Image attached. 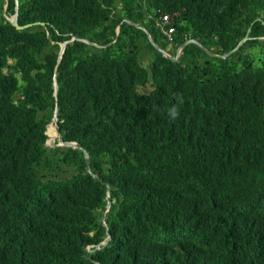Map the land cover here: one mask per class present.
<instances>
[{"label":"trees","instance_id":"trees-1","mask_svg":"<svg viewBox=\"0 0 264 264\" xmlns=\"http://www.w3.org/2000/svg\"><path fill=\"white\" fill-rule=\"evenodd\" d=\"M5 4L0 264H264V0H20L19 25L46 23L22 31ZM125 18L173 56L187 40L205 49L190 43L173 62L128 23L106 48L68 44L61 139L87 149L102 183L83 151L46 145L54 70L72 35L107 45ZM246 36L225 59L206 51L223 56Z\"/></svg>","mask_w":264,"mask_h":264},{"label":"water","instance_id":"water-1","mask_svg":"<svg viewBox=\"0 0 264 264\" xmlns=\"http://www.w3.org/2000/svg\"><path fill=\"white\" fill-rule=\"evenodd\" d=\"M7 1V0H5ZM15 2V7H16V13L14 15V18L12 20V25L14 27H16L17 30H25L27 28H30V27H33L35 25H42L44 26L45 23L44 22H35V23H29V24H26V25H19L18 23V10H19V6H20V2L19 0H14ZM124 22V21H123ZM133 26L137 27V28H140L142 29L146 34H147V37L149 39V41L151 42V44L156 48V50H158L160 53H162V55L164 57H166L167 59L173 61V62H177L181 55H182V52H183V49L190 43H198L199 45H201L199 42L195 41V40H187L185 41L177 50L176 52V55L173 56L171 55L170 53H168L167 51H165L160 45H158L152 37H150V34L148 32L147 29H145L143 26L141 25H137V24H133L131 23ZM250 31V30H249ZM248 31V32H249ZM119 35H120V26L118 27L117 29V35H116V38L115 40L112 42V43H109L107 44L106 46H102V45H99V44H96L94 42H91L89 40H86V39H79L75 36H73L69 41H65L62 45H61V48H60V51H59V54H58V58H57V64H56V67H55V70H54V78H53V85H54V95H55V103H56V106H55V111H54V117H53V122L56 126V132H57V136L60 138L61 137V133H60V128L57 126L58 125V92H59V85L57 83V72H58V69L63 61V56L65 54V51H66V48L68 46V44H74L75 41H84L86 43H88L89 45L91 46H94V47H97V48H104V47H108L110 45H112L113 43H116L118 38H119ZM248 40V36H246L243 40L240 41V43L238 44L237 47H235L234 49H232L230 52L226 53L225 55L223 56H220V55H216L208 50H206L210 56L212 57H221L223 59L231 56L235 51H237L238 49H240V47L243 45V43L245 41ZM202 46V45H201ZM203 47V46H202ZM204 48V47H203ZM205 49V48H204ZM50 140V138L48 139ZM51 145H49L50 147H60V148H75V149H79L81 151L84 152V158H85V163H86V168H87V171L96 179V180H100V178L98 177L97 174L93 173L92 170H91V167H90V155L87 151V149L80 143L78 142H60L58 144H53V142H50ZM102 183H105L103 182L102 180H100ZM112 204H113V201L111 199V196H110V188L107 187V205L104 209V211L102 212V222L104 224V226L107 228V224H106V215L107 213L110 211L111 207H112ZM107 241L106 242H103V246H106L109 242V240L111 239V233L109 232V230L107 229ZM97 246L96 250H99L100 249V246ZM92 250L91 248H87L85 250V253L83 254V257L90 260V261H94L92 258L88 257V253H91ZM96 264H100L98 262H96Z\"/></svg>","mask_w":264,"mask_h":264},{"label":"clouds","instance_id":"clouds-1","mask_svg":"<svg viewBox=\"0 0 264 264\" xmlns=\"http://www.w3.org/2000/svg\"><path fill=\"white\" fill-rule=\"evenodd\" d=\"M8 1L9 0H7V1H5V8H4V13L6 12V10H7V6H8ZM19 2H20V0H19ZM120 8H121V6H120ZM157 11V13L159 14L160 13V11L159 10H156ZM155 11V12H156ZM152 16H153V14H151L150 16H148V18H152ZM164 16H167L168 18H169V15H163V16H159V19H157L156 20V24H157V26H159V27H161V29H162V31H163V33L166 35V33L170 30V29H173V31H172V34H174L175 33V28L174 27H172V26H169V27H166V25L169 23V21H170V18H169V20L166 22V23H163V17ZM13 18L14 17H12V20H13ZM10 22H12L11 20H10ZM45 23V22H44ZM123 23H128V24H131L130 22H121L119 25H118V27L120 26V30H121V24H123ZM12 24V23H11ZM132 25V24H131ZM35 26H42V25H35ZM46 26V23H45V25L43 26V27H45ZM34 27V26H33ZM118 27H117V29H118ZM135 27V26H134ZM143 27H144V25H143ZM31 28V27H30ZM145 28V27H144ZM140 29V28H139ZM146 29V28H145ZM142 30V29H141ZM149 32V31H148ZM149 34H150V32H149ZM74 35H72V37H73ZM71 37V38H72ZM150 37H152L151 36V34H150ZM167 37V36H166ZM79 39H81V38H79ZM70 40V39H69ZM69 40H66V41H69ZM87 40V39H86ZM154 40V39H153ZM249 40V39H248ZM260 40H264V37H262V38H260ZM65 42V41H64ZM63 42V43H64ZM62 43V44H63ZM61 44V45H62ZM100 45V44H99ZM91 46V45H90ZM102 46H106V45H102ZM61 48V47H60ZM104 48H106V47H104ZM177 52V51H176ZM169 115H170V117L172 118V119H175L178 115H179V113H178V109L177 108H175V107H173V108H171L170 109V111H169ZM59 128H60V126H59V119H58V125H57ZM60 133H61V129H60ZM47 134H48V132H47ZM61 137H62V134H61ZM61 137L60 138H58L57 139V143H56V141L55 142H53V144H58V143H60V142H62L63 140L61 139ZM49 138H50V136H49ZM48 138V139H49ZM47 139V146L48 147H50L49 145H51L50 144V142H49V140ZM65 142V141H64ZM60 148V147H59ZM108 238V237H107ZM107 241V240H106ZM106 241H104V242H106ZM103 244V243H102ZM101 245V244H100ZM99 246V245H98ZM103 246V245H102ZM101 247V246H100ZM89 248V247H88ZM97 248V247H96ZM87 249V248H86ZM85 249V250H86ZM92 250V249H91ZM92 252H93V250H92Z\"/></svg>","mask_w":264,"mask_h":264},{"label":"flooded vegetation","instance_id":"flooded-vegetation-1","mask_svg":"<svg viewBox=\"0 0 264 264\" xmlns=\"http://www.w3.org/2000/svg\"><path fill=\"white\" fill-rule=\"evenodd\" d=\"M19 9H20V6H19ZM6 12H7V10H6ZM6 12L4 13V16H5V19H6L5 22H8V21H10V20H9V17H13V16L15 15V13H16V7H15V13H14L13 16H9V15H7ZM18 14H19V10H18ZM122 14H123V12H122ZM151 14H152V13L146 11V15H147V16H150ZM18 19H19V15H18ZM123 21L132 23V22H131L129 19H127V18L123 19ZM260 21H261V25H264V19H260ZM255 22H256V21H254V22L252 23V26L254 25ZM133 24H135V23H133ZM137 25H141V26H143L142 24H137ZM261 38H262V37H261ZM248 39H249V37H248ZM253 39H254V38H253ZM259 39H260V38H259ZM253 55H255V54H253Z\"/></svg>","mask_w":264,"mask_h":264},{"label":"rangeland","instance_id":"rangeland-1","mask_svg":"<svg viewBox=\"0 0 264 264\" xmlns=\"http://www.w3.org/2000/svg\"><path fill=\"white\" fill-rule=\"evenodd\" d=\"M9 20L12 21V17H9ZM168 50L172 53V48L168 47ZM19 81H21V80L19 79ZM70 175H71V172L67 168L64 169L63 173H61V172L58 173L59 178L69 177Z\"/></svg>","mask_w":264,"mask_h":264},{"label":"built area","instance_id":"built-area-1","mask_svg":"<svg viewBox=\"0 0 264 264\" xmlns=\"http://www.w3.org/2000/svg\"><path fill=\"white\" fill-rule=\"evenodd\" d=\"M169 20V18L167 16L163 17V23H166ZM172 31L173 29H170L167 33L166 36L168 39H172Z\"/></svg>","mask_w":264,"mask_h":264},{"label":"bare ground","instance_id":"bare-ground-1","mask_svg":"<svg viewBox=\"0 0 264 264\" xmlns=\"http://www.w3.org/2000/svg\"><path fill=\"white\" fill-rule=\"evenodd\" d=\"M14 17V16H13ZM57 132H56V126H55V133H53L51 136H50V140L49 142H55L59 137L57 136Z\"/></svg>","mask_w":264,"mask_h":264}]
</instances>
